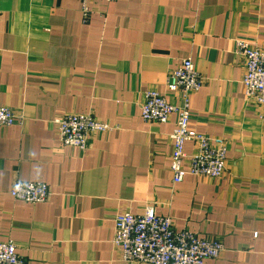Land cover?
<instances>
[{
	"label": "crops",
	"instance_id": "1",
	"mask_svg": "<svg viewBox=\"0 0 264 264\" xmlns=\"http://www.w3.org/2000/svg\"><path fill=\"white\" fill-rule=\"evenodd\" d=\"M0 0V107L23 122L0 131V241L26 264L125 262L117 215L152 206L177 231L219 241L205 264H264V106L245 97L238 40L264 51V0ZM191 60L203 86L190 97L189 130L223 140L221 179L173 183L167 123L145 122V93L168 91ZM92 115L112 130L81 151L61 143L53 121ZM196 144H185L191 155ZM17 181L45 183L44 203L15 200Z\"/></svg>",
	"mask_w": 264,
	"mask_h": 264
},
{
	"label": "built area",
	"instance_id": "2",
	"mask_svg": "<svg viewBox=\"0 0 264 264\" xmlns=\"http://www.w3.org/2000/svg\"><path fill=\"white\" fill-rule=\"evenodd\" d=\"M82 1L84 22L91 19L89 0ZM106 4L117 0H97ZM236 53L245 58L243 86L245 97L264 106V51L245 40H238ZM203 86L202 79L191 60H184L168 78L170 93L180 95V105L167 101L158 91L145 93L141 106L145 122L167 123L176 115V128L170 136L172 141L171 171L173 183H181L187 175L221 179L226 172V146L223 140L212 139L189 130L191 119L190 97ZM23 117L8 107H0V131L17 123ZM53 125L61 143L67 147L84 151L94 134H104L112 127L95 119L92 115L66 114L56 118ZM193 142L196 150L188 155L185 144ZM10 195L29 204L44 203L50 195L47 184L17 181ZM114 244L125 262L145 264H205L217 259L223 252V244L198 237L190 231H177L170 217L158 216L152 206L143 215L119 214L115 220ZM0 264H26L17 252L13 241H0Z\"/></svg>",
	"mask_w": 264,
	"mask_h": 264
}]
</instances>
